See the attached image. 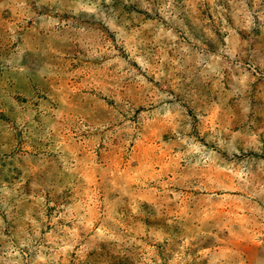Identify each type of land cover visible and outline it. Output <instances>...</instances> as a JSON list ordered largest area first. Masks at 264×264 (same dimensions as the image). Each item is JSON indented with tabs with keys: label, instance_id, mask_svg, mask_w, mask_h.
Here are the masks:
<instances>
[{
	"label": "rangeland",
	"instance_id": "374dc122",
	"mask_svg": "<svg viewBox=\"0 0 264 264\" xmlns=\"http://www.w3.org/2000/svg\"><path fill=\"white\" fill-rule=\"evenodd\" d=\"M0 264H264V0H0Z\"/></svg>",
	"mask_w": 264,
	"mask_h": 264
}]
</instances>
